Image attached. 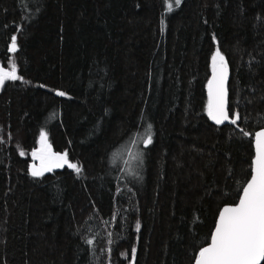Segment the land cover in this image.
Instances as JSON below:
<instances>
[{
  "label": "trees",
  "instance_id": "trees-1",
  "mask_svg": "<svg viewBox=\"0 0 264 264\" xmlns=\"http://www.w3.org/2000/svg\"><path fill=\"white\" fill-rule=\"evenodd\" d=\"M214 51L228 65L221 125L206 100ZM9 63L0 264H192L264 127V0H0ZM41 131L76 170L29 164Z\"/></svg>",
  "mask_w": 264,
  "mask_h": 264
},
{
  "label": "water",
  "instance_id": "water-1",
  "mask_svg": "<svg viewBox=\"0 0 264 264\" xmlns=\"http://www.w3.org/2000/svg\"><path fill=\"white\" fill-rule=\"evenodd\" d=\"M228 65L223 57L210 68L206 83L207 110L212 123H231L227 112ZM250 174L238 198L217 210L207 242L200 248L192 264H259L264 254V127L252 134ZM54 154L47 143L30 150ZM49 168V167H46Z\"/></svg>",
  "mask_w": 264,
  "mask_h": 264
},
{
  "label": "rangeland",
  "instance_id": "rangeland-1",
  "mask_svg": "<svg viewBox=\"0 0 264 264\" xmlns=\"http://www.w3.org/2000/svg\"><path fill=\"white\" fill-rule=\"evenodd\" d=\"M14 45V42L13 40H11V43H10V46L13 47ZM219 57H222L221 54L217 51H214L211 55V58H210V66L212 67L214 65V63L216 62V59L219 58ZM15 76V69H14V66L12 63H9L6 67H3L0 65V84L2 83V81L6 78H13ZM46 134L41 131L37 134V141L35 142L34 144V147H38V146H41V145H45V143H47L46 141ZM127 148H129L127 146ZM64 153V152H63ZM30 154V153H29ZM62 160L63 162L65 163V166L69 169H72V170H76L78 168L77 164L71 160H69L67 157H66V154H62ZM58 156L54 155V154H47V153H42L41 155V162L42 165L44 168L46 167H52L54 165L57 164L58 162ZM30 163L29 164H32L34 165L35 164V160L34 159H30L29 161ZM33 171L38 174L39 172L38 169H34L33 168Z\"/></svg>",
  "mask_w": 264,
  "mask_h": 264
},
{
  "label": "flooded vegetation",
  "instance_id": "flooded-vegetation-1",
  "mask_svg": "<svg viewBox=\"0 0 264 264\" xmlns=\"http://www.w3.org/2000/svg\"><path fill=\"white\" fill-rule=\"evenodd\" d=\"M41 155H42V153H35V154H33V156L31 157L30 156V158L31 159H34L36 162H35V166L36 167H42L43 168V166H41L42 165V163H40L41 162Z\"/></svg>",
  "mask_w": 264,
  "mask_h": 264
}]
</instances>
